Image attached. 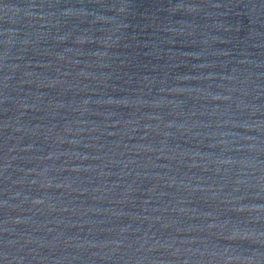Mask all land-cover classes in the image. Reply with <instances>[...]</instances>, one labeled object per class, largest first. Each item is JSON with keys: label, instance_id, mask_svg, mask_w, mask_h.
Returning <instances> with one entry per match:
<instances>
[{"label": "water", "instance_id": "obj_1", "mask_svg": "<svg viewBox=\"0 0 264 264\" xmlns=\"http://www.w3.org/2000/svg\"><path fill=\"white\" fill-rule=\"evenodd\" d=\"M0 264H264V0H0Z\"/></svg>", "mask_w": 264, "mask_h": 264}]
</instances>
